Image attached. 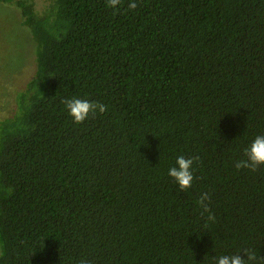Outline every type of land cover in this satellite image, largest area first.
I'll list each match as a JSON object with an SVG mask.
<instances>
[{
    "label": "trees",
    "instance_id": "obj_1",
    "mask_svg": "<svg viewBox=\"0 0 264 264\" xmlns=\"http://www.w3.org/2000/svg\"><path fill=\"white\" fill-rule=\"evenodd\" d=\"M0 2L39 48L0 127V264H264V165L235 167L264 136V0ZM72 98L107 111L76 124Z\"/></svg>",
    "mask_w": 264,
    "mask_h": 264
},
{
    "label": "rangeland",
    "instance_id": "obj_2",
    "mask_svg": "<svg viewBox=\"0 0 264 264\" xmlns=\"http://www.w3.org/2000/svg\"><path fill=\"white\" fill-rule=\"evenodd\" d=\"M25 1L39 17L51 14L57 4V0ZM17 4L0 2V127L18 113L19 98L37 69L38 44L23 24L24 12Z\"/></svg>",
    "mask_w": 264,
    "mask_h": 264
},
{
    "label": "clouds",
    "instance_id": "obj_3",
    "mask_svg": "<svg viewBox=\"0 0 264 264\" xmlns=\"http://www.w3.org/2000/svg\"><path fill=\"white\" fill-rule=\"evenodd\" d=\"M121 0H107V5L110 8L115 9L119 5ZM137 3L131 2L128 4L129 9H135ZM67 110L68 114L73 118L74 123L80 124L84 122L89 114H103L107 111V106L99 103L92 102L86 99L72 98L65 99L62 101ZM244 156L246 159H240L235 162V167L239 169H251L256 171L261 165H264V136H257L252 143L244 150ZM199 157L185 158L184 156H179L176 159V166H173L168 171V176L171 177L174 182L178 185L181 190H186L192 186V181L194 179L193 173L191 171L194 160H198ZM210 203V194L204 193L200 196L198 204L203 209L201 215L208 213L207 220L215 221V216L211 214L210 208L208 207ZM241 251V250H240ZM240 251L231 256H221L216 258V264H252L257 260L256 253L251 249H243L246 259H242L239 255ZM264 259V257H261ZM79 264H90L87 259L82 258Z\"/></svg>",
    "mask_w": 264,
    "mask_h": 264
}]
</instances>
